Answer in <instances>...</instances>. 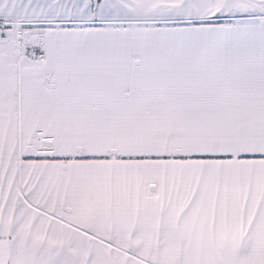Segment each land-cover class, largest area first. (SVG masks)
<instances>
[{
    "label": "snow or ice",
    "instance_id": "6c2138e0",
    "mask_svg": "<svg viewBox=\"0 0 264 264\" xmlns=\"http://www.w3.org/2000/svg\"><path fill=\"white\" fill-rule=\"evenodd\" d=\"M0 264H264V0H0Z\"/></svg>",
    "mask_w": 264,
    "mask_h": 264
}]
</instances>
